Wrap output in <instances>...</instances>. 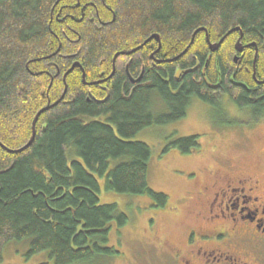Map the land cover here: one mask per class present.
Instances as JSON below:
<instances>
[{
	"label": "trees",
	"instance_id": "16d2710c",
	"mask_svg": "<svg viewBox=\"0 0 264 264\" xmlns=\"http://www.w3.org/2000/svg\"><path fill=\"white\" fill-rule=\"evenodd\" d=\"M224 94L264 112V0H0V263L12 240L30 239L28 255L48 251L53 264L119 255L110 233L129 217L100 202L97 176L165 207L148 184L152 148L133 138ZM198 140L164 152L191 153Z\"/></svg>",
	"mask_w": 264,
	"mask_h": 264
},
{
	"label": "rangeland",
	"instance_id": "374dc122",
	"mask_svg": "<svg viewBox=\"0 0 264 264\" xmlns=\"http://www.w3.org/2000/svg\"><path fill=\"white\" fill-rule=\"evenodd\" d=\"M155 97L154 111L158 112L164 105L158 95ZM218 107L193 100L188 119L152 125L133 138L152 148L148 184L153 190L169 196L165 207H156L157 202L149 195L107 190L105 178L97 176L101 187L100 202L116 203L127 213L129 222L123 227L113 222L109 245L120 254L100 257L90 264H174L173 253L187 247V240L194 231L204 234L218 226L217 220L214 225L215 222L204 218L207 207L198 191L211 186L215 177L226 169L227 160L233 161L235 167L257 161L264 168V119L250 128L247 136L237 138L233 131L222 129L234 127L240 118H227ZM193 134L199 136V147L191 153L184 154L174 148L164 152L174 139ZM193 244L198 247L197 242ZM29 248L30 239L8 242L0 264H53L48 251L28 255Z\"/></svg>",
	"mask_w": 264,
	"mask_h": 264
},
{
	"label": "flooded vegetation",
	"instance_id": "af4514ba",
	"mask_svg": "<svg viewBox=\"0 0 264 264\" xmlns=\"http://www.w3.org/2000/svg\"><path fill=\"white\" fill-rule=\"evenodd\" d=\"M126 71L130 75L129 63ZM220 102L217 106L224 116L240 118L234 127L222 129L233 131L237 138L247 136L248 130L264 119V112L254 113L249 107H241L226 94ZM185 118H189V111L175 122ZM232 163L225 161L224 172L215 177L211 186L198 191L205 198L204 218L209 222L217 220L218 226L204 234L194 231L187 247L178 249L177 253L171 251L174 264H264V168L257 161L237 167ZM251 168L255 171H250Z\"/></svg>",
	"mask_w": 264,
	"mask_h": 264
},
{
	"label": "water",
	"instance_id": "95a60500",
	"mask_svg": "<svg viewBox=\"0 0 264 264\" xmlns=\"http://www.w3.org/2000/svg\"><path fill=\"white\" fill-rule=\"evenodd\" d=\"M240 29V28H239ZM207 34V38H208V40H209V35H208V33H206ZM241 36H242V33H241ZM152 37H155L158 41H159V43H160V37L158 36V35H152ZM151 37V38H152ZM151 38H149V39H151ZM193 39H194V37H193ZM222 41V40H221ZM160 46H161V43H160ZM219 47V43H214L213 45H211V48H212V50L214 51V50H216L217 48ZM236 48H237V51L238 52H241L242 50H243V46H242V43H241V37L239 38V40L237 41V44H236ZM133 51H136V49L135 50H132V51H130L129 53H132ZM118 55H119V53H117L116 54V56H115V58H114V60H113V63H114V70H115V62H116V58L118 57ZM152 56H154V54H152ZM235 61L237 62V63H239L240 61H241V56H239L238 54H236L235 55ZM76 65H79V63L77 62V63H75V64H73V66L67 71V73L66 74H64V81L66 82V76H67V74L76 66ZM114 70H113V72H114ZM255 70V69H254ZM112 72V73H113ZM131 76V75H130ZM83 78L85 79V73H84V75H83ZM141 77H139L137 80H139ZM66 90H67V86H66V88H65V91H64V93L66 92ZM64 93H63V95H64ZM62 97L63 96H61V98H60V100L62 99ZM59 100V101H60ZM49 106L50 105H48V106H46L45 108H43L42 110H40L39 112H38V114L36 115V117H35V119H34V121H33V135H32V138L30 139V141L25 145V146H23L22 148H20L19 150H14V152H17V151H22V150H24V149H26L32 142H33V140H34V138H35V135H36V122H37V119H38V117H39V115L43 112V111H45L46 109H48L49 108ZM2 145V144H1ZM2 146H4V145H2Z\"/></svg>",
	"mask_w": 264,
	"mask_h": 264
},
{
	"label": "bare ground",
	"instance_id": "6f19581e",
	"mask_svg": "<svg viewBox=\"0 0 264 264\" xmlns=\"http://www.w3.org/2000/svg\"><path fill=\"white\" fill-rule=\"evenodd\" d=\"M237 49V48H236ZM126 53V52H125ZM129 54V53H128ZM131 54V53H130ZM116 63V62H115ZM65 82V81H64ZM43 109V108H42ZM37 124V123H36Z\"/></svg>",
	"mask_w": 264,
	"mask_h": 264
}]
</instances>
